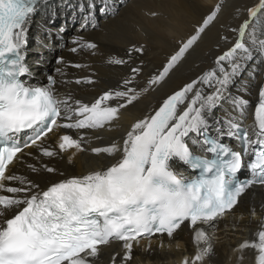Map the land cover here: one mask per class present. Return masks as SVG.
<instances>
[{
  "label": "snow or ice",
  "instance_id": "1",
  "mask_svg": "<svg viewBox=\"0 0 264 264\" xmlns=\"http://www.w3.org/2000/svg\"><path fill=\"white\" fill-rule=\"evenodd\" d=\"M47 2L0 0V264H96L102 246L113 241L122 242L124 259L130 260L133 242L157 233L171 238L185 222L196 230L195 241L203 247L192 261L185 259L183 264H203L213 247L208 234L197 225L216 222L231 212L254 184L264 185V87L258 93L253 125H244L250 102L237 96L232 99L235 116L216 121L215 138L208 132L213 126L210 118L226 99L235 78L255 59L254 53L264 56V31L258 37L256 27L249 32L250 21H245L234 46L217 58L219 71L210 70L167 97L154 114L135 122L122 141L114 139L105 147L90 149L94 155L116 157L112 164L42 188L27 176L9 173V166L32 146L47 157L70 149L88 151L86 134L76 138L60 135L58 150L42 142L60 129L111 128L122 109L161 83L179 64L221 8L217 5L197 34L182 43L163 72L149 80L148 88L137 90L134 81L142 67H132L122 90L105 91L94 102L85 103L59 94L51 76L48 86H33L22 79L30 73L21 55L26 34L39 6ZM95 6V0H85L80 6L82 28L91 21ZM106 8L105 4L101 11ZM261 13L264 0L249 10V16L259 24ZM75 42L81 48H97L93 42ZM143 50V46L134 45L128 55ZM108 63L124 65L126 61L109 57ZM76 83L93 81L85 78ZM200 85L211 87V92L206 93ZM180 105L186 106L180 109ZM24 133L27 137L21 142ZM191 137L196 138L193 144L212 158L193 152ZM225 137L238 139L242 151L226 144ZM245 156H254V160L246 163ZM174 159L201 170V174L190 178L174 170ZM28 167L39 172L35 165ZM245 167L251 178L238 181L237 174ZM43 170L56 171L48 165H43ZM13 183L18 186H11ZM252 213L255 215L254 209ZM255 235L256 239L242 243L240 250L251 247L257 253L256 264H264V221Z\"/></svg>",
  "mask_w": 264,
  "mask_h": 264
},
{
  "label": "bare ground",
  "instance_id": "2",
  "mask_svg": "<svg viewBox=\"0 0 264 264\" xmlns=\"http://www.w3.org/2000/svg\"><path fill=\"white\" fill-rule=\"evenodd\" d=\"M116 1L110 9L103 11L101 15L97 14V21L92 24L93 27H81L80 30L72 25L79 18L81 23L82 14L81 10L77 9V0H50L41 5L34 15L33 28L22 49L27 55L28 66L31 69L24 80L32 85L48 86L46 77L51 74L55 77V90L59 94L71 95L73 99L92 103L93 99H97L105 91L118 88L122 90L120 86L123 80L131 75L130 69L142 67L140 74L135 77L134 86L138 91L148 88L149 80L163 72L170 57L179 50L181 44L197 34L198 29L203 26L205 19L217 5L221 8L216 19L209 23L205 32L200 34L199 39L179 64L161 83L151 86L136 102L122 109L119 119L111 128L60 129L42 142L58 150V137L61 133H69L74 138L78 134H86L90 140L85 145L88 151L78 152L70 149L55 157H47L37 146H32L25 149L20 158L9 167V173L27 176L39 182L42 188H46L50 183L109 166L116 157L103 153L94 155L90 149L105 147L114 139L122 141L131 126L146 114L152 113L168 94L183 84L198 79L203 73L210 70L219 71V66L211 68L213 66L211 59L238 39L239 29L245 21H250L249 32L253 26L256 27L258 37L264 31V13L260 14L259 24L249 16V10L258 6L260 0ZM104 4L102 3V6ZM93 12H97L96 8ZM60 14L64 15V18ZM61 24L66 26L63 32L66 37L64 39L60 38V34L55 35ZM69 31L70 42L66 36ZM223 37H227V40ZM245 39L247 41V36ZM75 41L93 42L97 48L95 50L81 48ZM134 45L143 46L144 50L142 53L132 51L129 56L128 53ZM74 47L77 48L76 52L71 50ZM53 56L55 58L51 60ZM254 56V61L247 63L234 86L240 91L243 90L239 95L235 94L250 102L246 113L248 116L244 120L245 126L251 125L252 112L259 99L258 93L264 84V56L258 53H254ZM57 57L62 58V61L55 62ZM109 57L128 59L129 63L126 61L124 65L110 64ZM46 61L47 64L42 65ZM223 64L224 67H228L227 61ZM85 78H91L93 83H76L77 80ZM234 87L231 85L229 91L235 92ZM232 111L235 112L232 102L226 99L214 110L213 115L223 118L225 114L233 113ZM195 139L189 138V146L196 154L207 156L204 148L193 144ZM233 140L241 150L238 140ZM171 164L174 170L190 178L194 176L193 170L178 159H174ZM29 165H35L39 172L33 173ZM43 165L53 167L56 171L48 173L43 170ZM11 186L18 185L13 183ZM253 209L255 215L252 213ZM262 221L264 191L255 185L242 195L239 204L231 212L214 223L197 226L205 230L213 247L212 255L206 257L203 264H256V251L251 247L241 251L240 245L256 239L255 234ZM195 231L192 227L182 226L171 238L166 234L140 238L139 243L133 242L130 260L124 259L126 251L123 244L111 250L107 258L111 264H183L185 259L192 261L198 248L203 247L202 242L198 245L195 241Z\"/></svg>",
  "mask_w": 264,
  "mask_h": 264
},
{
  "label": "rangeland",
  "instance_id": "3",
  "mask_svg": "<svg viewBox=\"0 0 264 264\" xmlns=\"http://www.w3.org/2000/svg\"><path fill=\"white\" fill-rule=\"evenodd\" d=\"M102 0H95V8H96V11H98V12H96L95 14H94V17H93V12H92V19H91V21L90 22H88V26L89 27H93V18L95 19V21H97V14H99V15H101L102 14V12L103 11H101V8L103 7L102 5H100ZM77 2H78V4H85V0H77ZM117 1L116 0H111V2H109V3H106V5H107V8L106 9H110V7L114 4V3H116ZM99 6V7H98ZM60 16L62 17V18H64V15H61L60 14ZM68 16V15H67ZM66 16V17H67ZM65 20V19H64ZM79 22V23H78ZM78 23V24H77ZM72 25L75 27V26H78L79 25V27L81 26V23H80V21H79V19H77L75 22H73L72 23ZM60 26V29L61 28H63L64 30L63 31H60V29H58V31H56V33H55V35L56 34H60V38L61 39H64V38H66L65 36H64V34H63V32L65 31V24L63 25V24H61V25H59ZM79 27L78 28H76V29H79ZM70 34H71V31H69V32H67V41L68 42H70L71 40H69L68 39V36H70ZM55 57L53 56V58L51 59V60H53ZM44 64H47V61L46 62H43L42 63V65H44ZM238 78L239 77H236L235 78V80H234V83L232 84V87H234L235 86V83L237 82V80H238ZM234 89V91L235 92H233V91H229L228 90V94H227V97H226V99H230V101L232 102V99L234 98V97H237V95H239L240 94V92H243V90H239V88H236V87H234L233 88ZM237 95H236V94ZM233 112V111H232ZM248 112V110L246 111V113ZM224 114H225V112H223ZM234 115L235 116V112H233V113H227V114H225L224 116H223V118H218V117H216V116H214L213 115V117H211L210 118V120H211V122H212V125L215 127V125H216V121H223L228 115ZM245 117H246V114H245ZM245 119V118H244ZM210 134H211V132H209Z\"/></svg>",
  "mask_w": 264,
  "mask_h": 264
}]
</instances>
